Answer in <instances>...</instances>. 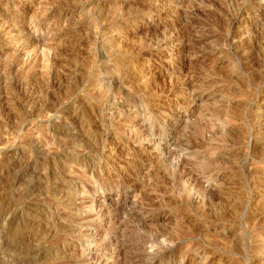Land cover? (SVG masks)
Segmentation results:
<instances>
[{"label": "rangeland", "instance_id": "374dc122", "mask_svg": "<svg viewBox=\"0 0 264 264\" xmlns=\"http://www.w3.org/2000/svg\"><path fill=\"white\" fill-rule=\"evenodd\" d=\"M0 264H264V0H0Z\"/></svg>", "mask_w": 264, "mask_h": 264}, {"label": "bare ground", "instance_id": "6f19581e", "mask_svg": "<svg viewBox=\"0 0 264 264\" xmlns=\"http://www.w3.org/2000/svg\"><path fill=\"white\" fill-rule=\"evenodd\" d=\"M34 15V14H33ZM36 15V14H35ZM32 19V18H31ZM34 22V21H33ZM33 24V23H32ZM38 25V23H36ZM34 26V24H33ZM36 28V27H35ZM39 28V26H38ZM32 30V29H31ZM36 30V29H35ZM33 31V30H32ZM35 32V31H34ZM22 54V53H21ZM27 64V63H26ZM2 217V216H1ZM4 217V216H3ZM3 220V219H2ZM26 252L28 253V255L31 257L33 255H37V249H27ZM32 258V257H31ZM30 259V258H29Z\"/></svg>", "mask_w": 264, "mask_h": 264}]
</instances>
